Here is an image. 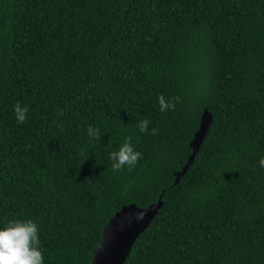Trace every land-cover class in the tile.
<instances>
[{"label":"trees","instance_id":"trees-1","mask_svg":"<svg viewBox=\"0 0 264 264\" xmlns=\"http://www.w3.org/2000/svg\"><path fill=\"white\" fill-rule=\"evenodd\" d=\"M128 137L142 158L114 173ZM262 157L264 0H0V228L36 222L44 264H90L115 211L163 190L123 264H264Z\"/></svg>","mask_w":264,"mask_h":264},{"label":"clouds","instance_id":"clouds-1","mask_svg":"<svg viewBox=\"0 0 264 264\" xmlns=\"http://www.w3.org/2000/svg\"><path fill=\"white\" fill-rule=\"evenodd\" d=\"M159 110L165 113L169 110L174 111L176 104L181 103L179 96L166 99L162 94L157 97ZM13 110L18 124H23L27 120L28 108L22 106L19 102L13 105ZM58 115H63L60 110ZM151 121L148 118L140 119L138 129L141 133L158 135L159 130L152 128L149 130ZM89 137V143L100 140V131L98 128L88 126L86 129ZM142 153L136 151L131 143V137L125 139L124 143L119 146L118 150L109 153L112 161L111 170L123 172L125 168L131 171L142 158ZM258 164L264 168V157ZM145 213L143 211L136 214L138 221L143 220ZM0 264H44L41 241L39 239V226L31 219L19 220L14 219L7 222L4 228H0Z\"/></svg>","mask_w":264,"mask_h":264},{"label":"water","instance_id":"water-1","mask_svg":"<svg viewBox=\"0 0 264 264\" xmlns=\"http://www.w3.org/2000/svg\"><path fill=\"white\" fill-rule=\"evenodd\" d=\"M211 119L212 113L205 108L200 116L199 127L189 142L192 151L181 169L174 173V184L178 183L181 176L184 175L193 161L207 133ZM163 193L164 190L159 195L156 202L146 207H140L136 203H128L122 205L115 211L103 226L101 241L98 248L93 252L90 264H123L136 238L148 227L161 208L163 204L161 199ZM141 211H143L145 215L143 220L138 221L135 217L136 214Z\"/></svg>","mask_w":264,"mask_h":264}]
</instances>
